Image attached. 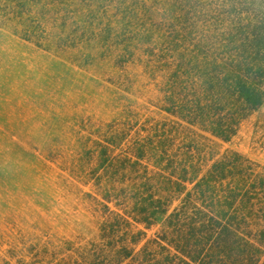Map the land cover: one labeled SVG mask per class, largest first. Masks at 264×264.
Wrapping results in <instances>:
<instances>
[{
	"label": "trees",
	"instance_id": "1",
	"mask_svg": "<svg viewBox=\"0 0 264 264\" xmlns=\"http://www.w3.org/2000/svg\"><path fill=\"white\" fill-rule=\"evenodd\" d=\"M60 18L109 52L130 95L136 58L169 120L78 142L65 189L103 219L96 238L46 237L4 263L264 264V169L215 142L264 108V0H0V29L45 53L69 49Z\"/></svg>",
	"mask_w": 264,
	"mask_h": 264
},
{
	"label": "rangeland",
	"instance_id": "2",
	"mask_svg": "<svg viewBox=\"0 0 264 264\" xmlns=\"http://www.w3.org/2000/svg\"><path fill=\"white\" fill-rule=\"evenodd\" d=\"M72 24L60 18L58 33L69 49L52 53L0 29V264L6 253L19 258L46 237L78 245L94 240L103 219L65 189L78 142L114 123L169 120L145 103L146 78L136 58L128 69L136 81L130 95V76L112 67L107 50L92 52L90 33ZM70 30L87 50L69 42ZM215 142L221 154L240 153L264 169V108L231 144Z\"/></svg>",
	"mask_w": 264,
	"mask_h": 264
}]
</instances>
